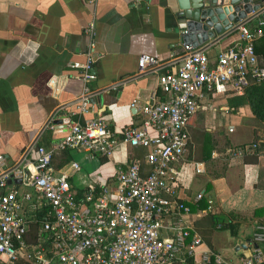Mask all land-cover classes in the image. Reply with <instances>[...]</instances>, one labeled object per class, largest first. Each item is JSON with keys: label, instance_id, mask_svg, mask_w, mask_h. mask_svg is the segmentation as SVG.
<instances>
[{"label": "crops", "instance_id": "0c3cea01", "mask_svg": "<svg viewBox=\"0 0 264 264\" xmlns=\"http://www.w3.org/2000/svg\"><path fill=\"white\" fill-rule=\"evenodd\" d=\"M176 11V0H0V156L9 167L35 161L39 146L55 148L72 123L83 125L98 118L114 137L139 127L141 114L130 107L131 102L147 101L158 90V76L180 63L185 29ZM261 22L254 17L243 27L254 30ZM89 23L94 25L93 37L85 32ZM238 40L239 29L209 40L199 51L213 62ZM88 52L95 79L90 84V112L83 114L76 108L83 85L71 65L85 63ZM142 55L155 57L159 66L140 71ZM232 96L222 87L204 94L189 122L191 145L176 167L185 202L192 204L201 193L213 200L219 218L236 215L232 221L239 225L237 237L229 231L212 232L210 249L222 256L221 243L228 235L234 242L222 258L238 264L241 256L250 254L254 227L264 221V215L254 216L264 208V125L248 106L231 111ZM244 147L243 155H233ZM144 153L127 145L110 158L56 150L52 167L59 171L70 162L79 164L69 179L78 195L90 186L113 191L116 169L135 159L142 161ZM199 165L202 171L197 174ZM6 183L3 192L13 189L21 196L27 191L20 179ZM206 213L198 207L182 222L194 229ZM240 244L247 249L236 251Z\"/></svg>", "mask_w": 264, "mask_h": 264}, {"label": "built area", "instance_id": "2783aa9c", "mask_svg": "<svg viewBox=\"0 0 264 264\" xmlns=\"http://www.w3.org/2000/svg\"><path fill=\"white\" fill-rule=\"evenodd\" d=\"M263 26L261 22L254 30L239 28V40L220 51L213 62L202 51L182 45V61L174 71L158 76V90L144 103L131 102L130 107L140 111L141 122L137 128L125 129L122 137H114L100 119L92 118L83 125L69 124L55 148L37 147L35 161L9 167L0 156V264H230L182 222L191 211L179 194L176 166L191 145L189 122L205 93L222 87L243 95L250 81H264V66L254 48L264 36ZM85 32L93 37V23ZM85 56V63L71 65L83 85L76 107L83 114L90 112V84L95 79L90 52ZM158 66L155 57L139 58L140 71ZM124 145L145 153L142 161L135 159L116 169L113 191L90 186L78 195L69 179L79 164L70 162L59 171L52 167L56 150L110 158ZM244 150L239 148L233 155L241 156ZM7 179L24 181L27 191L21 196L13 189L3 192ZM202 199L206 212L213 210V200L201 193L193 204ZM38 216L45 235L31 243L29 223ZM262 244L264 226L258 224L250 254L241 256L238 264L263 263Z\"/></svg>", "mask_w": 264, "mask_h": 264}, {"label": "water", "instance_id": "95a60500", "mask_svg": "<svg viewBox=\"0 0 264 264\" xmlns=\"http://www.w3.org/2000/svg\"><path fill=\"white\" fill-rule=\"evenodd\" d=\"M176 10L186 32L181 43L194 50L218 36L237 31L254 17H260L264 23V0H176ZM248 15L253 17L249 19ZM240 249H247V245L236 247V251Z\"/></svg>", "mask_w": 264, "mask_h": 264}, {"label": "trees", "instance_id": "16d2710c", "mask_svg": "<svg viewBox=\"0 0 264 264\" xmlns=\"http://www.w3.org/2000/svg\"><path fill=\"white\" fill-rule=\"evenodd\" d=\"M254 48L255 53L258 57L259 64L261 66H264V36L254 42ZM228 106L231 111L236 110L240 106H248L254 118L264 125V81L259 83L250 81L249 85L245 88L243 95H235L228 99ZM67 151L70 150H66L63 152ZM53 160L54 155L52 158V162ZM186 205L189 207L191 212H195L198 207L201 209L207 208V203L204 199H202L197 204L186 203ZM262 215H264V208L258 209L254 212L255 217H261ZM36 219V221H31L29 223V242L31 243H37V241L45 235L41 229L40 217L38 216L36 217ZM235 219V214H228L225 218H219L214 213V211L211 210L208 211L204 217L195 222L194 230L198 233V235L206 243V245L209 248H212L210 242V236L212 232L229 231L232 237H237L239 225L238 223L232 221H235ZM260 223L264 225V221ZM251 238L252 236L250 237V239ZM261 248L264 251V244L261 245ZM261 264H264V262Z\"/></svg>", "mask_w": 264, "mask_h": 264}, {"label": "rangeland", "instance_id": "374dc122", "mask_svg": "<svg viewBox=\"0 0 264 264\" xmlns=\"http://www.w3.org/2000/svg\"><path fill=\"white\" fill-rule=\"evenodd\" d=\"M264 135V133H263ZM234 242V239H231L228 235L226 236V239H225V242L222 241V245H221V254L222 256H226L225 254H227L226 252H228L230 250V243H233Z\"/></svg>", "mask_w": 264, "mask_h": 264}]
</instances>
